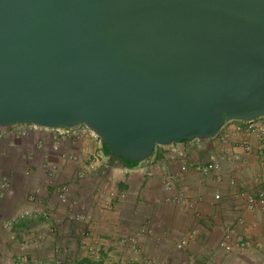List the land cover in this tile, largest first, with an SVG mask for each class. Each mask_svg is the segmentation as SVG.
Here are the masks:
<instances>
[{
    "label": "water",
    "instance_id": "95a60500",
    "mask_svg": "<svg viewBox=\"0 0 264 264\" xmlns=\"http://www.w3.org/2000/svg\"><path fill=\"white\" fill-rule=\"evenodd\" d=\"M264 116V0H0V128L83 125L140 162Z\"/></svg>",
    "mask_w": 264,
    "mask_h": 264
},
{
    "label": "crops",
    "instance_id": "0c3cea01",
    "mask_svg": "<svg viewBox=\"0 0 264 264\" xmlns=\"http://www.w3.org/2000/svg\"><path fill=\"white\" fill-rule=\"evenodd\" d=\"M27 127L25 135L13 127L0 128V182L10 185L0 189V244L5 239L4 219L28 207L37 213L14 225L16 241L3 242L0 264H17L22 254L28 259L37 255L52 264L56 244L66 249V257L79 253L80 225L68 217L67 204L57 201L48 183L50 167L59 182L68 184L75 209L91 217L102 242L98 258L83 257L77 264H106L115 253L117 236L142 223L153 232L141 237L142 253L134 264H166L167 260V264H188L189 258L203 264H264V209H249L242 198V193L264 188V166L256 142L247 153L240 152L238 137L222 144L218 135L157 145L146 160L128 164L108 153L100 139L84 129L81 137L61 138L50 129ZM227 149L238 153L239 165L221 159V170L209 177L195 169L211 152L222 157ZM183 163L188 165L186 171L180 169ZM232 177L237 181L234 187L228 182ZM31 196L38 203L30 205ZM46 207L52 212L50 220L41 214ZM50 225L55 228L53 234L47 230ZM39 236V246L21 250L22 241ZM184 238L186 244L177 249L176 243ZM223 240L231 244L229 250L219 245ZM242 240L251 244L241 248Z\"/></svg>",
    "mask_w": 264,
    "mask_h": 264
},
{
    "label": "built area",
    "instance_id": "2783aa9c",
    "mask_svg": "<svg viewBox=\"0 0 264 264\" xmlns=\"http://www.w3.org/2000/svg\"><path fill=\"white\" fill-rule=\"evenodd\" d=\"M231 124L228 126V123ZM217 134L219 136L220 142L225 144L229 142L234 137L239 138V148L240 152L247 153L251 150L252 141L256 142L259 152V159L262 166H264V116H260L251 120H231L229 121ZM31 128H41V129H50L57 133V136L61 138L65 137H81L83 135V129L88 131L91 136L97 137L91 130L86 128L83 125H78L72 128H47L31 123L26 124H18L11 126L15 130L17 134L25 135L28 132V127ZM10 128V127H8ZM54 148L56 146L54 145ZM182 154V153H181ZM183 155V154H182ZM230 159L236 165H239V155L238 153H231L230 150H224V154L222 157H219L215 153L211 152L206 161L195 167L203 177H209L214 172L221 170V159ZM180 169L182 171H186L188 169V165L185 163L180 165ZM51 167L48 169V183L51 185L56 192V199L60 203H66L68 206V217L76 224H79V235L82 238L80 243L79 253L75 254L73 257H66L63 255L65 252V248L56 244L54 247V260L52 264H77L78 260L81 258H98L99 251L102 247V242L98 239L99 237L95 234V229L92 224V219L89 215H84L78 212L75 209V201L70 200L68 197L69 186L68 184L59 182L54 175ZM258 181V180H257ZM229 185L234 187L237 183L234 177L229 179ZM8 181L0 182V189L4 190L9 188ZM114 195L113 192L109 193V196L112 197ZM179 197H183V193H180ZM215 199L220 198L219 193L214 194ZM242 198L249 209L259 208L264 209V188L258 187L256 192H247L242 193ZM28 201L31 204L38 203V199L36 197H29ZM33 213H37L36 210H32L30 207L17 211L11 216L7 217L3 220L1 227L5 233V239L1 242L0 248L3 247V242H14L16 241V232L13 227L16 225L21 219L30 216ZM42 216L45 220H50V215L52 212L49 207H46V210L41 211ZM48 232L53 234L55 228L53 226H48ZM153 232L152 227L147 223H142L132 232L121 233L115 239V250L114 255L111 259L106 261V264H134L135 261L140 259V255L142 253V245H141V237L145 235H151ZM28 237L24 241L20 243V248L22 251L27 250L30 246H39L42 243L41 237H37L34 240L29 239ZM93 239V242H89L90 239ZM186 244V239H181L176 243V248L181 249ZM251 244L248 240H242L239 242V246L241 248H245ZM219 245L223 247L225 250H229L231 248V244L226 240L220 241ZM253 245L259 246L260 242H254ZM84 253V254H83ZM168 263V260L166 261ZM166 263V264H167ZM17 264H48L42 257L37 255L31 256L29 259L26 255L22 254L17 260ZM188 264H203L202 261H198L193 258H189Z\"/></svg>",
    "mask_w": 264,
    "mask_h": 264
},
{
    "label": "trees",
    "instance_id": "16d2710c",
    "mask_svg": "<svg viewBox=\"0 0 264 264\" xmlns=\"http://www.w3.org/2000/svg\"><path fill=\"white\" fill-rule=\"evenodd\" d=\"M103 147H104V149L108 152V153H110L109 151H108V149H107V146L105 145V144H103ZM111 154V153H110ZM126 163H128V164H135V163H137V162H132V161H128V160H124ZM86 263L87 264H93V263H88L87 261H86Z\"/></svg>",
    "mask_w": 264,
    "mask_h": 264
},
{
    "label": "rangeland",
    "instance_id": "374dc122",
    "mask_svg": "<svg viewBox=\"0 0 264 264\" xmlns=\"http://www.w3.org/2000/svg\"><path fill=\"white\" fill-rule=\"evenodd\" d=\"M99 138V137H98Z\"/></svg>",
    "mask_w": 264,
    "mask_h": 264
}]
</instances>
